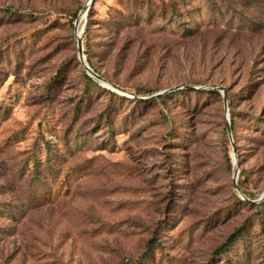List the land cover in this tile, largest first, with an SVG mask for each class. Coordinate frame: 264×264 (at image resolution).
Returning a JSON list of instances; mask_svg holds the SVG:
<instances>
[{
    "label": "rangeland",
    "instance_id": "obj_1",
    "mask_svg": "<svg viewBox=\"0 0 264 264\" xmlns=\"http://www.w3.org/2000/svg\"><path fill=\"white\" fill-rule=\"evenodd\" d=\"M86 2L0 0V264H264V0Z\"/></svg>",
    "mask_w": 264,
    "mask_h": 264
},
{
    "label": "water",
    "instance_id": "obj_2",
    "mask_svg": "<svg viewBox=\"0 0 264 264\" xmlns=\"http://www.w3.org/2000/svg\"><path fill=\"white\" fill-rule=\"evenodd\" d=\"M93 0H87L86 4L83 6V8L81 9V11L79 12L77 18H76V22L79 23L80 19H81V15L84 13V17L87 15L88 10L90 8V5L92 4ZM82 35H83V28L80 29V34L77 35V39H76V44H77V54H78V58L81 62L82 67L84 68V70L87 72V74H89L91 77H93L95 80L102 82L105 86H107L110 89H116L114 88L109 82H107L99 73H97L96 71H94L88 64L85 54H84V49H83V45H82ZM217 86V85H216ZM186 87H190V88H198L195 86H190V85H186ZM180 88V86H175L171 89L168 90H164L161 92H157L156 94H153V96H157L159 94H163L166 93L168 91H172V90H176ZM217 88H219V90H221V93L223 95V102H224V108L225 110H227V98L226 95L224 93V87L222 86H217ZM226 130L228 133L231 132V124L229 122V119H227V124H226ZM232 167H233V185L234 188L236 189V191L245 198L244 194L241 192L240 187L237 183V177H238V173L239 170L237 168V163L236 160L233 157L232 160Z\"/></svg>",
    "mask_w": 264,
    "mask_h": 264
},
{
    "label": "trees",
    "instance_id": "obj_3",
    "mask_svg": "<svg viewBox=\"0 0 264 264\" xmlns=\"http://www.w3.org/2000/svg\"><path fill=\"white\" fill-rule=\"evenodd\" d=\"M250 22V21H249ZM88 28H89V26H88V23L85 25V28H84V31H83V34L86 36L87 35V32H88ZM87 49L85 48V53L87 54ZM86 77L88 78V80H90L91 82H93V83H96V81L93 79V78H91L90 76H88V75H86ZM137 92H141V91H139V90H137ZM164 98V95L163 94H159V95H157L156 97H155V99H163ZM232 125H231V130H232ZM239 234V231L238 232H233V233H231L228 237H227V239L225 240V242L223 243V244H221L218 248H216L215 249V252H221V250H223V248H225L231 241H232V239H234L235 238V236L236 235H238Z\"/></svg>",
    "mask_w": 264,
    "mask_h": 264
},
{
    "label": "bare ground",
    "instance_id": "obj_4",
    "mask_svg": "<svg viewBox=\"0 0 264 264\" xmlns=\"http://www.w3.org/2000/svg\"><path fill=\"white\" fill-rule=\"evenodd\" d=\"M84 13L81 15L82 17H81V19H80V21H79V24L82 22V19L84 18ZM78 34H80V29L78 30Z\"/></svg>",
    "mask_w": 264,
    "mask_h": 264
}]
</instances>
